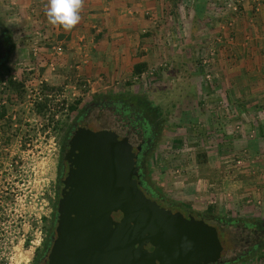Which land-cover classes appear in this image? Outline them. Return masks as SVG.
<instances>
[{"label":"rangeland","instance_id":"1","mask_svg":"<svg viewBox=\"0 0 264 264\" xmlns=\"http://www.w3.org/2000/svg\"><path fill=\"white\" fill-rule=\"evenodd\" d=\"M242 1L154 0L158 12L151 25L134 30L131 37L135 58L105 57L100 69L90 65L85 71L77 65L86 62H63L61 67L62 46L61 53L50 56L56 43L38 44L35 29L19 33L10 29L16 24L8 25L11 47L7 46L3 66L22 75L25 87L22 99L8 109L10 116L15 114L10 120L19 124L9 139L5 237L0 217V257L6 251L7 264H31L37 255L56 204L60 138L76 112L103 95L124 97L151 112L157 130L145 173L163 194L194 213L206 214L212 207L210 214L200 217L215 226L222 245L215 264H264V248L256 247L264 239V213L253 216L255 210L240 206L243 198L257 204L255 197L241 194L247 184L255 186L262 179L258 168L264 155L258 151L256 126H243L239 120L238 92L225 89L224 69L237 67L240 61ZM2 18L0 13L5 24ZM232 48L237 54L231 55ZM28 54L32 56L27 58ZM136 60H143L146 67L132 76ZM233 81V87L240 86V78ZM45 97L47 109L36 113L35 103ZM75 101L76 109L69 112ZM87 118L91 127L126 135L114 108L90 106ZM128 138L136 140L132 134ZM201 152L205 160L197 161ZM237 217L253 219V224L261 221L263 228L228 220Z\"/></svg>","mask_w":264,"mask_h":264},{"label":"water","instance_id":"2","mask_svg":"<svg viewBox=\"0 0 264 264\" xmlns=\"http://www.w3.org/2000/svg\"><path fill=\"white\" fill-rule=\"evenodd\" d=\"M0 26V58L4 53ZM136 145L82 122L62 157L54 234L43 264H215L214 225L171 210L139 187Z\"/></svg>","mask_w":264,"mask_h":264},{"label":"crops","instance_id":"3","mask_svg":"<svg viewBox=\"0 0 264 264\" xmlns=\"http://www.w3.org/2000/svg\"><path fill=\"white\" fill-rule=\"evenodd\" d=\"M0 1V13L5 17L2 19L7 28L8 25L16 24L11 25L10 29L19 33L35 29L34 39L38 44L43 43L47 46L59 43L62 46L60 66L63 62L64 64L89 62L88 65L86 63L77 65L80 69L84 68V71L88 70L90 65L100 69V60H104L105 57L124 61L130 57L135 58L136 45L131 41L134 30L147 29L151 25L150 19L154 17L153 14L158 12L154 8L156 6L154 0H85L80 23L72 31L67 32L48 22L46 16L48 0ZM240 4V10L244 13L241 22L240 61L239 66L224 69L225 77L228 78L225 89L229 93L238 92L239 97L236 99L240 110L239 120L243 126L245 124L256 126L258 151L264 155V0H243ZM19 38L22 39V36ZM130 46L134 49L132 50ZM233 53L237 54L232 48L231 55ZM31 56L28 54L27 58ZM233 78H240L239 87H233ZM258 169L262 179L257 181L255 186L247 184L246 190L241 194L242 197L243 195L255 197L257 204L245 203L244 198L240 200L241 207L255 210L251 213L253 216L264 213V164L259 165ZM236 206L239 207V204ZM262 251L264 253V249Z\"/></svg>","mask_w":264,"mask_h":264},{"label":"flooded vegetation","instance_id":"4","mask_svg":"<svg viewBox=\"0 0 264 264\" xmlns=\"http://www.w3.org/2000/svg\"><path fill=\"white\" fill-rule=\"evenodd\" d=\"M1 26V25H0ZM4 40V39H3ZM4 45V53L2 57L0 58V66L3 63V57H6L8 54L7 44L6 42L3 43ZM6 74L5 79L3 80V76ZM22 76V75H21ZM20 74L12 70L11 72H2L0 73V111L3 108L4 112L0 115V176H1V190H0V217H1V235L3 237L7 234V210H8V150H9V126H8V120L12 119L15 120V114H12L10 116L9 109V103L7 101V92L8 91V82L9 80H19ZM23 78V76H22ZM22 81V79H20ZM25 79H23L22 82H24ZM23 87L25 85L23 84ZM97 104H103L109 108H114L117 115H119V120H121L123 123L124 131L123 133L126 134V136H130V134L134 135L136 137L135 142L128 141L130 143H135L137 154H136V167L137 171L139 173V187L143 190L146 196L151 197L156 200L155 194L150 192L149 185L145 178V162L146 157L149 154L151 150V146L154 141L155 133L157 130V125L155 124L151 112L148 109L140 108L137 103L134 101H127L124 97L121 96H100L93 98L90 100L87 104L83 105L80 110H78L74 117L69 121L67 127L65 128L61 138H60V150H59V160H58V178L57 182L55 184L54 188V198L56 199L55 203H57L58 197L60 196V188H61V177L64 175L66 170V164L64 165V169H62V157L64 152L66 151L68 147V142L70 140V136L72 133L76 130L77 126H79L83 121L86 122V125L91 129H98V128H104V126H100L98 128H94L88 125L87 123V111L90 108V106L97 105ZM19 118V117H18ZM18 122L15 123V121H11V128L18 129ZM156 129V130H155ZM114 132L119 134L115 129H113ZM14 136V135H13ZM138 136V138H137ZM156 202H158L156 200ZM159 203V202H158ZM161 204V203H160ZM163 205V204H161ZM168 206V205H163ZM169 207V206H168ZM170 208V207H169ZM171 209V208H170ZM179 209V208H178ZM175 209V210H178ZM182 208H180V211L182 214L186 215L189 212H186L184 210L181 211ZM186 209V208H184ZM172 210V209H171ZM192 214V213H190ZM195 217V214H192ZM52 218H56V204L54 206ZM55 221V220H54ZM54 226L52 227V235L51 239L54 234L53 230ZM51 242V240H50ZM7 248V241L4 240V249ZM7 252L5 251L4 256H1L0 264H7ZM45 261V253L42 254L39 258L34 259L31 264H43Z\"/></svg>","mask_w":264,"mask_h":264},{"label":"trees","instance_id":"5","mask_svg":"<svg viewBox=\"0 0 264 264\" xmlns=\"http://www.w3.org/2000/svg\"><path fill=\"white\" fill-rule=\"evenodd\" d=\"M0 25L3 27V36H4V40H3V43L6 42L7 46L10 48L11 47V43H10V34H9V31L7 29V27L0 21ZM5 57H3V60L4 61ZM4 63H2V65L0 66V73H2L3 71L5 72H11L12 69H10L9 67L7 66H3ZM146 67V63L143 61V60H136L132 63V66H131V75L132 76H136L138 74H140L143 69H145ZM21 76V75H20ZM20 79H22L23 81V78L22 76L20 77ZM9 80L8 82V91L6 90V98H7V101L9 104L11 103H14L15 101H18V100H21L22 97H23V90H24V87H23V82L21 80ZM129 82V81H128ZM45 88L47 90H51V87L50 86H45ZM46 97L43 98L42 101H37L34 105V111L36 113H43L46 109H47V105H46ZM78 101V100H77ZM77 101H75L73 104H70L68 106V110L69 112H72L76 109V103ZM10 106V105H9ZM4 112V109L2 108L1 111H0V115ZM8 126H9V132H10V135H9V139H10V136H13L16 132V129H12L11 128V120H8ZM196 159L197 161H203L205 160V153L204 152H201V153H197L196 154ZM145 178H146V181L149 185V191L154 193L155 194V198L156 200L163 204V205H168L172 210H175V209H178L181 211L184 210L186 212H189V213H192V214H195L196 216H203V215H208L210 214L211 210H212V207L211 206H208L206 209L207 211L206 214L204 213H201V214H198V213H194L192 209L190 208H187L182 202H179L175 199H172L168 196H166L165 194H163L157 187H155L153 184H151L150 180H149V177H148V174H145ZM186 208V209H184ZM216 218L219 219V221H222L224 222L225 224L227 223V221H225V219L223 217H219L217 216ZM54 218L51 219V222L49 223L48 225V228L46 230V234L44 236V239L41 243V246L39 247V249H37V255L34 256V259L36 260V258H39L40 256H42V254H44L46 252V250L48 249V246L50 244V240H51V235H52V227L54 225ZM231 223L234 222V223H243L245 226H248V227H251V226H255V227H260V228H263L262 224H261V221H257L253 224V222L255 220H247L245 218H230L228 219ZM264 229V228H263ZM258 250H261V248L264 247V239L263 241H261L260 243H257V246ZM36 253V252H35Z\"/></svg>","mask_w":264,"mask_h":264},{"label":"clouds","instance_id":"6","mask_svg":"<svg viewBox=\"0 0 264 264\" xmlns=\"http://www.w3.org/2000/svg\"><path fill=\"white\" fill-rule=\"evenodd\" d=\"M84 5L85 0H48V22L70 32L80 23Z\"/></svg>","mask_w":264,"mask_h":264},{"label":"built area","instance_id":"7","mask_svg":"<svg viewBox=\"0 0 264 264\" xmlns=\"http://www.w3.org/2000/svg\"><path fill=\"white\" fill-rule=\"evenodd\" d=\"M52 48H53V51L49 54L50 56L54 53L55 55L56 54H59V53H61V46H60V44H56V46H52ZM5 76H6V74L3 76L4 78H3V80L5 79ZM0 259H1V257H0Z\"/></svg>","mask_w":264,"mask_h":264}]
</instances>
